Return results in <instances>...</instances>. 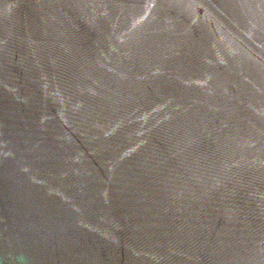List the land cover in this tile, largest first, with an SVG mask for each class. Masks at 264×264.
I'll list each match as a JSON object with an SVG mask.
<instances>
[{"label": "water", "instance_id": "95a60500", "mask_svg": "<svg viewBox=\"0 0 264 264\" xmlns=\"http://www.w3.org/2000/svg\"><path fill=\"white\" fill-rule=\"evenodd\" d=\"M0 264H264V0H0Z\"/></svg>", "mask_w": 264, "mask_h": 264}]
</instances>
